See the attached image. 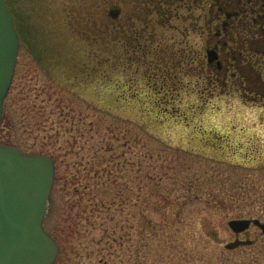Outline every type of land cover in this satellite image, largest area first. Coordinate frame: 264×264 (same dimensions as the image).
Instances as JSON below:
<instances>
[{"label": "rangeland", "instance_id": "1", "mask_svg": "<svg viewBox=\"0 0 264 264\" xmlns=\"http://www.w3.org/2000/svg\"><path fill=\"white\" fill-rule=\"evenodd\" d=\"M5 1L19 50L0 142L54 159V264H264V234L227 224L264 221V102L117 65L108 36L76 32L87 0Z\"/></svg>", "mask_w": 264, "mask_h": 264}, {"label": "flooded vegetation", "instance_id": "2", "mask_svg": "<svg viewBox=\"0 0 264 264\" xmlns=\"http://www.w3.org/2000/svg\"><path fill=\"white\" fill-rule=\"evenodd\" d=\"M85 6L73 20L77 34L91 41L108 36L117 65L124 54L148 61L161 87L191 83L209 96L264 102V0H87Z\"/></svg>", "mask_w": 264, "mask_h": 264}, {"label": "water", "instance_id": "3", "mask_svg": "<svg viewBox=\"0 0 264 264\" xmlns=\"http://www.w3.org/2000/svg\"><path fill=\"white\" fill-rule=\"evenodd\" d=\"M19 50V37L5 0H0V124ZM53 159L0 142V264H54L59 244L45 230L49 198L54 183ZM258 219H232L228 227L239 234ZM252 241L236 239L225 245L232 250Z\"/></svg>", "mask_w": 264, "mask_h": 264}, {"label": "trees", "instance_id": "4", "mask_svg": "<svg viewBox=\"0 0 264 264\" xmlns=\"http://www.w3.org/2000/svg\"><path fill=\"white\" fill-rule=\"evenodd\" d=\"M5 117H3V121H4Z\"/></svg>", "mask_w": 264, "mask_h": 264}]
</instances>
